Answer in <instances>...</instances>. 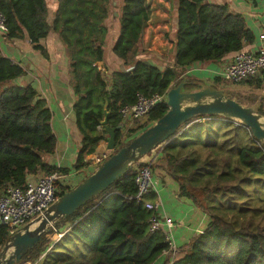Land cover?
<instances>
[{"label": "trees", "instance_id": "16d2710c", "mask_svg": "<svg viewBox=\"0 0 264 264\" xmlns=\"http://www.w3.org/2000/svg\"><path fill=\"white\" fill-rule=\"evenodd\" d=\"M168 1L174 8L171 17L175 18L172 37L167 34L172 43V67L139 59L127 70H114L106 81L99 66L109 34L106 20L111 14L112 0H56L50 23L47 0H0L7 28L3 33L5 40L26 36L32 48L42 53V40L50 29L62 40L69 60L75 126L81 134L73 168L87 165L85 157L106 141L101 125L105 101L109 110L107 125L117 127L121 124V106L133 104L138 95L164 93L184 81L182 71L193 63L213 62L236 54L244 41L253 39L244 18L231 13L226 4ZM150 16L146 0H123L119 33L111 46L116 58L128 62L129 54L141 43ZM25 74L19 63L0 53V186L11 183L24 187L26 177L39 172L69 173V168H57L46 161L57 146L51 127L52 113L30 83H17ZM185 79L186 88L199 87L190 83L192 78ZM218 82V78L214 79V87ZM245 82L255 89H264L260 80ZM259 98L252 95L250 102L255 104ZM166 110V104L156 105L147 114L142 129H133L128 140ZM257 111L264 115V96ZM120 135L121 130L117 129V148L126 142H119ZM162 153V168L179 183V194L208 215L205 228L177 248L180 255L171 264H264V218L260 221L255 217L264 207L257 206L262 202L254 196L241 198L250 194L246 188L248 181L256 186L264 184V145L240 123L219 115H199L185 122L163 143ZM250 173L255 177H250ZM135 174V169H129L73 214L58 218L22 262L152 264L167 243L163 229L149 231L153 212L135 199ZM71 188H62L59 196ZM213 192L221 193V207L208 204ZM145 200H149L148 195ZM56 234H61L62 239H54ZM8 236V229L0 227V248Z\"/></svg>", "mask_w": 264, "mask_h": 264}, {"label": "crops", "instance_id": "0c3cea01", "mask_svg": "<svg viewBox=\"0 0 264 264\" xmlns=\"http://www.w3.org/2000/svg\"><path fill=\"white\" fill-rule=\"evenodd\" d=\"M47 1L49 10L47 20L50 23L56 8V0ZM206 1L214 4H226L231 13H238L244 18L246 27L250 30L253 39L251 42L244 41L241 51H256L260 46L264 45V0ZM158 2H161V6L165 8L161 9L160 7H156L155 14L157 16H167V13L171 9L172 11L174 10L171 6L172 4L169 6L168 0H157V4ZM173 5H176V3L173 2ZM163 21L164 23H157L156 27L152 28L156 37L159 35V32H157L159 26L168 30V23L165 22V19ZM174 22L175 18L172 17V29ZM147 29L148 27L144 28L145 31ZM172 29L171 31H173ZM109 37L107 36L106 41L108 42L109 49H111L115 39L113 36ZM142 37L144 39L147 38L146 32L144 33L143 31ZM159 40L162 43L163 40ZM42 44L44 46L43 53L33 49L26 36L22 39L8 41L3 38V33L0 32V53L12 59L13 62L19 63L26 73L23 77L17 79V83H30L45 99L46 105L52 113L51 127L57 137V146L55 152L46 157V161L56 167L69 168L70 185L75 186L92 172L94 166L87 163L86 156L84 161L87 165L81 169L73 168L81 134L75 126L72 110L74 94L70 85L69 60L65 54L62 40L53 29L49 30L47 36L42 40ZM164 44H168V49H171L172 52L168 59V61H171L169 65L171 66L173 64L172 43L166 39ZM103 50L104 59L100 66L104 68L105 73L110 75L116 69L127 70L131 66L132 63L125 68L121 59L116 58L113 54L109 55L106 53L104 46ZM150 53L151 56L149 59L151 61H156L162 67L166 66L163 64L165 59L161 51L151 49ZM233 55L234 53L228 54L213 62H195L182 71L181 77L186 82V76L192 78L194 81L190 82L191 84L200 81L202 84H211L214 86V79H222L220 73L223 67L233 58ZM256 80L264 82V74ZM213 121L217 122V120ZM144 125L145 123L135 130L142 129ZM105 137L106 141L101 142L95 152H100L107 148V133ZM162 154L161 151L152 169V188L148 197L150 201L159 205L158 211L162 216L168 217L175 222L176 227L172 231V238L178 248L182 244L187 243L192 235L201 232L205 228L208 215L196 207L189 198L179 194V183L162 168ZM142 159L146 160L147 156H144ZM43 174L42 172L32 174L30 178H36ZM179 255L180 253L177 252L176 257ZM165 261L166 259L160 256L152 264H164Z\"/></svg>", "mask_w": 264, "mask_h": 264}, {"label": "water", "instance_id": "95a60500", "mask_svg": "<svg viewBox=\"0 0 264 264\" xmlns=\"http://www.w3.org/2000/svg\"><path fill=\"white\" fill-rule=\"evenodd\" d=\"M199 87L186 88L188 82L181 81L166 93V112L139 134L117 148L115 134L121 129L107 125V101L103 105V129L108 134L107 149L113 153L94 171L71 189L60 195L44 215L9 235L0 248V264H20L23 256L37 245L44 232L58 218H66L88 201L105 191L115 180L122 177L133 163L164 143L185 122L199 115H219L240 123L249 129L253 137L264 145V115L257 109L262 96L254 106H245L227 96L222 89L211 84L197 82ZM29 148L28 145L23 146ZM12 250L8 253L9 249Z\"/></svg>", "mask_w": 264, "mask_h": 264}, {"label": "built area", "instance_id": "2783aa9c", "mask_svg": "<svg viewBox=\"0 0 264 264\" xmlns=\"http://www.w3.org/2000/svg\"><path fill=\"white\" fill-rule=\"evenodd\" d=\"M5 17L0 12V32H6ZM169 67H172L169 66ZM104 80L110 78L104 68L99 66ZM264 74V45L256 51H240L233 55V58L223 67L220 77L228 82L241 83L248 79L261 78ZM109 80V79H108ZM107 81V80H106ZM168 91V90H167ZM152 94L151 96L138 95L137 100L130 105H123L118 113L121 117V135L119 142H125L126 135L130 130L140 126V120L158 104H166V93ZM125 123V125H123ZM162 151V144L156 146L149 153L146 160L142 156L131 168L135 169L134 184L136 187L135 199L142 202L147 210L153 213L149 218V231L154 232L163 229L167 248L162 250L167 264H171L178 252L177 246L172 238V231L176 227L175 222L159 213V205L155 202L145 200L152 188V169L157 162L159 153ZM112 150L107 148L100 152H92L87 155L88 164L97 168L111 154ZM60 168V167H57ZM93 168V169H94ZM69 174L60 172L43 174L36 178L25 179V186H14L11 183H4L0 186V227H6L9 235H13L18 229L44 215L46 210L59 197L62 188H70ZM61 236V234H58ZM41 259V257H39ZM31 264V261H27ZM30 262V263H29Z\"/></svg>", "mask_w": 264, "mask_h": 264}, {"label": "rangeland", "instance_id": "374dc122", "mask_svg": "<svg viewBox=\"0 0 264 264\" xmlns=\"http://www.w3.org/2000/svg\"><path fill=\"white\" fill-rule=\"evenodd\" d=\"M148 5H149V10H150V20L148 21L146 28L148 27V29L145 31L147 38L144 39L142 37L141 43L135 48V50L129 54L127 61L128 62H123V66L126 68L128 65H130L132 62L136 61V60H147L150 58L151 56V49H156L159 50L163 53V57L165 59L164 63L166 66H169L171 64V61L168 59L171 56V49H168V44H164V42L168 39L167 34L170 35V37H172L171 35V29H172V17H171V10L169 13H167V16H157L155 14V10L156 7H160L165 8L164 6H161V2L157 4V0H146ZM123 4V0H112V8H111V14L109 16V18L106 20V25L109 28V36H113L114 39L116 38V36L119 33V22H118V18L120 16V8ZM169 6H170V1H169ZM167 9V8H166ZM163 19H165V22H167V29H163L162 26H159V28H157V32H159L158 37L155 36V33L153 31L152 28L156 27L157 23H164ZM116 33V34H115ZM162 33V34H161ZM169 37V38H170ZM110 38V37H109ZM112 38V37H111ZM148 39V40H147ZM162 39V43L159 42ZM110 40V39H109ZM104 48L106 50V53H108L109 55H112V51L111 49H109L108 47V42L106 41L104 44ZM102 65V64H101ZM112 71V70H111ZM189 77V76H186ZM108 78H106V80H108ZM200 83V81H199ZM215 87L222 89L224 91V93L229 96L230 98L236 100L237 102L245 105V106H254L255 104H252L250 102V97L252 95H259L262 96L264 95V91L263 90H256L253 85H250L249 82H241V83H232V82H228L225 81L223 79H219V82L215 85ZM255 89V90H253ZM146 118L147 116L143 117L142 120H140V126L141 127L144 123H146ZM122 124V123H121ZM123 125H125V123H123ZM136 131V130H135ZM133 133L131 131H129V133L126 135V139L125 141L128 140V137H130ZM117 147V146H116ZM251 174V173H250ZM250 177H255L254 175L251 174ZM259 177V176H257ZM247 183V181H245L244 184H242V187H244V185ZM73 187V186H72ZM246 188L249 190L250 194H247L248 196L245 197H241L244 199H247L249 197L254 196V198L256 199H260L262 204H257V206H260L262 209L264 207V184H262V186H256L251 185V182L248 181V184L246 185ZM252 192V194H251ZM221 193H212L209 198H208V204H214L217 205L218 207H221L222 201H223V197H221L220 195ZM240 200V198H239ZM250 206H252L253 202H250ZM255 205V204H254ZM250 213V212H249ZM251 214V213H250ZM264 211H261V213H258L257 215H255V217L257 218V220L263 221L264 218ZM254 217V218H255ZM61 236H58V234L54 235L53 238L54 239H62L60 238ZM28 264L27 261H24L20 264ZM30 263V262H29Z\"/></svg>", "mask_w": 264, "mask_h": 264}, {"label": "bare ground", "instance_id": "6f19581e", "mask_svg": "<svg viewBox=\"0 0 264 264\" xmlns=\"http://www.w3.org/2000/svg\"><path fill=\"white\" fill-rule=\"evenodd\" d=\"M12 250V248L9 249L8 253ZM24 264V263H23ZM26 264V263H25Z\"/></svg>", "mask_w": 264, "mask_h": 264}]
</instances>
